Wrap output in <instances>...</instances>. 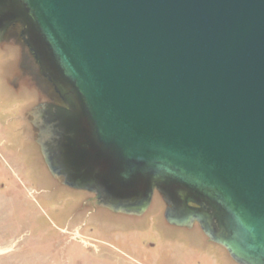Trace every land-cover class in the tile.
<instances>
[{"label": "water", "instance_id": "water-1", "mask_svg": "<svg viewBox=\"0 0 264 264\" xmlns=\"http://www.w3.org/2000/svg\"><path fill=\"white\" fill-rule=\"evenodd\" d=\"M68 108L33 122L54 176L264 264V0H0Z\"/></svg>", "mask_w": 264, "mask_h": 264}, {"label": "rangeland", "instance_id": "rangeland-1", "mask_svg": "<svg viewBox=\"0 0 264 264\" xmlns=\"http://www.w3.org/2000/svg\"><path fill=\"white\" fill-rule=\"evenodd\" d=\"M13 27L0 42V264H231L198 224H168L158 191L141 215L118 213L50 173L33 120L59 99Z\"/></svg>", "mask_w": 264, "mask_h": 264}, {"label": "flooded vegetation", "instance_id": "flooded-vegetation-1", "mask_svg": "<svg viewBox=\"0 0 264 264\" xmlns=\"http://www.w3.org/2000/svg\"><path fill=\"white\" fill-rule=\"evenodd\" d=\"M16 24H19L20 26H21V30H19V33H18V39H22V45L21 46H27L28 47V49H29V51H31V53L33 54V56H34V58L36 59V62H37V64L39 65V67H40V74L41 75H37L38 77H40V79L42 78V80H44V81H46V83H48L49 85H51L52 86V89H53V94L54 95H56L57 97H58V99H59V102L58 103H55V102H49V103H52V105H55V106H57V107H61V108H68L69 106H68V103L63 99V92H62V90H60L61 88H59L58 86H57V84L54 82V80H53V78H52V76H51V74H50V71H48L47 70V68H46V66L44 65V63H43V59L40 57V54H39V52H38V50H37V47L35 46V44L31 41V39H30V35L28 34V31H27V28H26V26H24V25H22V23L20 22V21H16V22H14V23H12L11 24V26L10 27H8L7 28V30H6V33H5V35L3 36V40H2V42L6 39V36L8 35V33H9V30L10 29H14V27L13 26H15ZM12 27V28H11ZM12 33H14V30H12L11 31V34ZM8 36H10V37H13V35H8ZM51 105V104H50ZM89 199H93V197H91V198H89ZM110 210V209H109ZM166 221V220H165ZM167 222V221H166ZM168 223V222H167ZM169 224V223H168ZM194 224H197L196 222H194ZM193 224V225H194ZM171 226H175V227H181V228H185V229H187V230H189V229H191V227H185V226H176V225H172L171 224ZM202 231V230H201ZM205 235V234H204ZM205 238H206V240H205V244L204 245H213V244H215L216 246H219V247H221V248H223L222 246H220V245H218V244H216V243H214V242H212V241H210L209 239H208V237L207 236H205ZM204 248V247H203ZM224 249V248H223ZM226 251V250H225ZM208 252V253H207ZM226 253H227V251H226ZM205 254H209L210 256V258L212 257V260L214 261V260H218V261H221V260H223L222 259V257L218 254V255H216V253L215 252H213L212 250H203L202 249V251H201V255H205ZM206 256V255H205ZM227 256H228V258H226L225 256V259L227 260V261H229V262H231V264H237L235 261H233L232 260V258L229 256V254L227 253ZM215 262V261H214ZM222 262V261H221Z\"/></svg>", "mask_w": 264, "mask_h": 264}]
</instances>
